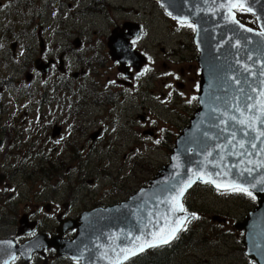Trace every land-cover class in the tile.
<instances>
[{
  "label": "water",
  "instance_id": "obj_1",
  "mask_svg": "<svg viewBox=\"0 0 264 264\" xmlns=\"http://www.w3.org/2000/svg\"><path fill=\"white\" fill-rule=\"evenodd\" d=\"M159 1L175 19L194 25L193 43L199 52L197 108L176 137L168 164L128 199L85 211L78 223L66 221L58 227V236L46 239L37 233L19 245L13 238L0 239V264H9L17 254L23 258L18 264H29L33 252L48 247L80 264H120L150 248L147 241L161 245L153 233L168 236L170 242L172 229H181L192 218L186 211L172 212L170 197L188 181L192 183L184 195L193 185L210 180L214 188L242 185L256 196L257 206L235 226L243 230L249 260L264 264V184L257 183L264 179V0ZM237 7L256 17L257 29L236 18ZM137 34L128 33L119 49L117 38H122L112 32L111 58L121 64L128 59L120 52L133 54L128 39ZM128 57L136 71L145 62L138 53L134 61ZM178 217L186 219L177 225ZM35 223L23 214L16 234L31 233ZM73 228L74 237L63 239V232Z\"/></svg>",
  "mask_w": 264,
  "mask_h": 264
},
{
  "label": "flooded vegetation",
  "instance_id": "obj_2",
  "mask_svg": "<svg viewBox=\"0 0 264 264\" xmlns=\"http://www.w3.org/2000/svg\"><path fill=\"white\" fill-rule=\"evenodd\" d=\"M109 1L113 2L114 0H58V3H56V5H58V9L54 11V13L58 14L57 18L56 15H54V19H52V15H50V11H52V5H54V0L48 1V3H52V5L48 7V9H50V11H48V15H50V19H52V21H48V17H46V21H48L50 29H52L55 34L58 35V33H60V39H58L59 42L62 41V35L64 36V39H66V37L76 34L75 37H73L71 40L66 39V41H62L61 44L58 43L60 51H58V48L55 46L56 53H54V47L50 48L49 44L44 41L42 37H40V35H42L44 31V27H46V21L42 19V13H44V9H42V7H40V9H42V13H40V21L44 23V27H40V23H38V27L42 29V33H40V31H38V27H36V29H34V31H36V34H31L34 26L32 21H34V14L36 13V7H38V1L34 3V7H32V13H30V11H28L30 5L29 1L21 0L20 3L17 4V6L19 5L17 10V24L15 17L14 23H12L11 30L8 31V34L5 38L3 36V31H0V165L2 166L0 168V209H4V211H6V205H10V211H12L13 209L14 213H16V209H19L18 201H20V199L24 201V199H26L27 197L30 204H27L25 202V211L28 210V205H34L35 209H29L31 211L28 210L25 214L28 220L36 221V227H38V229L45 219L46 221H48L50 218H52L55 221H52L50 225H56V223L61 224L64 221L65 217H68V219L77 218L78 213H80V207H78L77 211H74V209H72V212L70 214H66L67 211H70V209L66 207L65 211L64 209L60 211L57 206L62 207V203H58V205L55 204L56 187H58V185H54V177H56V171H58L59 169L60 173H58V177L62 175V169H64V167H67V163H65V160H68V162L72 163V165H74V163H76V161L78 160L80 161V163L84 164H86V162H91V158L89 157L91 154L88 155V157H86V154L94 152L98 153L100 149L97 150L96 145H100V143H102L104 147L110 145L111 150L108 151L111 157L110 161H116L115 158L116 153H118V149H114L115 143L112 146L114 137H112L111 133L114 129L112 127L111 120L108 119L109 116L112 117V115H110L109 113L113 109L114 111H118V109L115 108L119 103L124 105V103L127 101V98L132 99V97L136 96V99H138V95L140 94L144 95V97L148 99V97H150V95L156 91V87H159V84L156 83V81L160 79V73L158 70L159 67L158 69L154 67V65H156V63L158 62L154 55H150L152 46L150 50L146 52H143V49L141 50L140 47H138V44L142 43L141 40L144 39L143 31L146 28L144 27V29H142L141 21L138 22L140 26L138 23L135 25V18L134 22L132 23V27L134 28L129 30L127 24L130 23V20L126 19L122 20L121 22H115L112 21V19H114L112 17V19H108V21H110V24H108V31H104L105 36H100L102 35V33H99V35L92 37V35L95 34L92 33L91 36L89 35V38H84V36L87 35L85 32L88 29L86 24L88 19L92 18V16L96 14H99L98 11H102V13H106V15H111V13H108V11H106V8H110L111 10L115 8L114 13H118V10L120 9H122L120 10L122 12L126 11V8L122 5L130 4L128 3V1H124V3H122V0H118V2L120 1V3L122 4L118 2L116 3V1H114L110 7ZM0 7H2V4L0 5ZM162 11H164V9H162ZM36 17H38V15H36ZM164 17L166 19L170 17L174 25L178 23V26L182 24V26H189L192 29L191 24L184 22L180 23L168 14L166 15L165 11ZM103 18V21H106V17ZM36 21H38V19H36ZM108 21H106V23H108ZM14 25H16L15 29ZM102 26H104V23H102ZM46 29H48V27H46ZM14 31H24V39H22V45H20V53H18V56L16 52V41H18V39H14ZM134 31L139 32L137 36L132 37L130 40L128 39V41H130V48L132 50L140 52L145 58L144 64L138 71L134 69L131 61L129 60V57L126 56L127 54H124L122 51L120 52L122 53V59H128L123 60V62L120 60L122 64L118 60H113L109 54L108 47V40L112 35V32H115L116 35L122 38V40L117 38L119 44L121 43L119 46H121L124 38L128 36L127 34L133 33ZM18 35H20V33H18ZM9 38H12V41L10 42L12 44L10 45L9 43L11 51L13 53L11 56H8V53H10V51L6 49V47H8L6 39ZM34 41H36L37 45H34ZM190 41H192L193 43L192 38ZM12 45H15L14 48H12ZM178 45L179 44H176V46H173L171 50L169 49V51H171L172 53H170V55L167 54V57H170V59H172V63L180 65V59H182V57H180L179 52L180 49H186V45L181 42L180 49H178ZM191 45L192 44L189 43L188 47L191 49V52L194 51L193 54L194 56H196V50H192ZM144 49H146V47H144ZM89 50L90 54H88ZM26 51L30 52V56L27 57V61H25V58L22 57V55ZM48 51H52V53L54 54L48 53ZM70 54H74V60L67 57ZM36 59H38L40 63H36ZM106 61L109 63H106ZM185 61L186 63L190 64L192 63V61H194V59H192V55H190L184 57V63ZM168 62L170 63V61ZM110 63H112L114 67L109 71L108 69H106L107 75L105 77L104 75H100L102 73L100 71V67L105 68V65H110ZM38 65H40L41 68H39ZM112 65H110V67H112ZM18 67H22V69H19ZM154 69H156V71H154ZM10 70L14 71V73L7 74L10 73ZM102 71H104V69H102ZM106 71H104V73H106ZM148 71H150V74L147 73ZM169 71L170 75L168 74L164 77L166 79L165 83H168L166 93L162 91L158 94H165V98L163 99H168L169 95L170 99L174 103V107L172 108L175 112L172 113V117L174 118L169 119V122H167L168 128L161 127L147 131V135L151 136L148 138L154 139L158 137V135H160V142L158 143V146H160L161 144L162 147H167V150L170 149V147L168 148V139H174V134H172L173 130L170 129V127H175L174 123H176V121H174V119H176V117H179V110L184 107L187 108V103H184V107H181L180 101H182V99H180V94H183V92L186 91V88H188V85H186V75L189 73H187V71H184L183 69H180L181 77H179L177 74H174L172 70ZM16 73L18 74L16 75ZM22 73L24 75H22L21 78L20 75ZM182 73H186V75ZM196 74H199L198 67H196ZM174 75H176V77H174ZM50 77H52V81H50ZM98 77H100V79H104V83H101V81H96ZM47 79L48 81H46ZM23 81H26V83L30 81L32 85H30V83H28L27 85H23ZM36 81H39L41 85L44 84V81H46V83H50V87H52L51 90L54 91V93L48 92L50 93V95H52L50 97L48 93L44 92V95H48V97H50L49 99L48 97H46L48 101L44 99V95H42L40 89H37L35 87ZM72 82H75V84L77 83V85H72ZM98 83H100L103 88L100 89ZM154 83H156V85H154ZM174 83L177 87L181 88V90L176 89L174 87ZM152 85H154V87H152ZM148 86L150 87L151 91L152 89H154L152 93L148 91L150 95H148V93H144V91L148 89ZM192 89L194 90V95H192ZM36 91H40V93H36ZM32 93H34V95H32ZM5 95L6 99H4ZM40 95H42V97H40ZM190 95H192V102L194 101V103H196V87L194 86V83H192V87L188 95L189 100ZM10 97L12 99V105H14L12 109L7 108ZM26 97H32V103H28V108H22L20 107V103L23 104L24 101H22V99L25 100ZM34 97H36L37 99H41L42 103H44V101H46V103H50L52 101L50 105H46V103H44V105H46V107L44 108V113L42 112V107L44 106L42 105V103H40L41 106H38L40 108L37 109V112H33V114L36 113L38 115L36 123H38L39 119V125L34 123L31 118H24V116L28 114L26 113V111L32 110L31 105H34V103H36V99H34ZM136 99H134L136 105L131 103V108L126 109V117H129L130 119H126V117H124L126 121H131V123H128V129H130V131L133 130L132 132H136V129H133L132 127L136 119L141 122V125H145L146 121H148V117H146V115H150V111L154 113V110H157V108L160 109L161 107L160 104H158L157 108H151L149 106L148 109L144 111V105H140V103L145 104L146 99H144V101H142V97H140L138 101H136ZM16 103H18V107H16ZM194 103L192 107L188 108V113H186V115H188V119L191 114L190 111H194ZM128 105H130V103H128ZM102 106L105 107L104 110L106 111V117L108 120L106 122L103 120L98 123V119H100V117H98V119L95 118L98 125H94V130L91 131L90 128L92 127V123H90V121H92V117H90V115L88 114L94 113L93 110L100 111V107ZM141 109L142 111H144L143 117L142 111H140ZM46 113L48 117H44ZM120 113H122V109H120ZM139 113H141V115H138ZM96 115H98V113H96ZM136 115H138V117H136ZM133 116L134 119H132ZM140 117H142V119ZM187 118L185 121H183L184 123L188 121ZM160 119H162L161 113ZM166 119L168 120V117H166ZM179 121L177 127L179 126ZM114 125H116V123H114ZM36 126H38L39 132H42V134H40L37 131L38 133L36 134V137H34V134L32 135V137H34V145H36V141H38V135H40V143L36 145L38 149L34 147V145L32 144V137L28 135V133H30L29 130L31 127H34L32 131H36ZM122 127H126V123H122ZM164 127H166V123ZM117 128L118 127L116 126V129ZM21 129H24V131H28V133H24V131L20 133ZM140 130L141 129H138V131ZM122 131H124V129H122ZM126 132H128V130H126ZM114 133H116V131H114ZM142 133H144V130L142 131ZM148 133H150V135ZM140 135L142 134L140 133ZM131 136L134 135L130 133L129 137ZM134 137L138 139V135H135ZM81 139L82 141H88V143H84V145H88L89 148L86 147V149H83L84 145L80 146V143H82V141H80ZM118 139L120 138L118 137ZM57 141H59V143H57ZM79 141L80 143H78ZM116 147H118V143H116ZM91 148H94V150L92 151ZM82 151L86 152L82 153ZM102 153H104V151H102ZM130 153L132 152L130 151ZM130 153L126 155L125 152L124 155H126V157L130 159ZM120 156L121 153L120 155H118V157ZM122 158V161L118 159L116 163H124V157ZM94 159H96V155H94ZM128 159H126V163H128ZM102 161L106 163V161H108V157H104ZM70 163H68V169L71 168ZM80 163H76V165H74V168L76 169V167H78V169H80ZM111 164L114 165V163H110V165ZM8 167L10 168L9 170ZM24 167H26V170L24 169ZM53 169L54 175H52ZM78 169H76L75 173H80V177H84V175H82L84 167H82V171H78ZM104 173H106V171H104ZM110 173H112V169ZM110 173H108V179H110ZM66 175H64V177H66ZM58 177H56V183L60 181ZM64 177H62V179H64ZM68 177H70V175H68ZM80 177H78V179H76V177H70V179H76V183H78V181H80ZM14 179H17L18 185H20V191H18V185H16V191L18 192L14 191ZM112 179L113 185L110 186V189H112L113 191V189H116L115 184L118 179H114L113 177ZM64 181L68 183V181L70 180L64 179ZM64 181H62V183H64ZM80 183H82V181H80ZM35 185H37V187ZM68 185L72 187L74 183L70 181ZM68 185H64V189H66L68 193H70V191H72L74 187H78V185H74V187L70 189ZM60 189H62V187H60ZM64 189H62V195L66 193ZM78 189H80V187H78ZM78 189H76V191H78ZM102 189H104V187ZM110 189H108V194L112 192L110 191ZM193 190L194 189H192V191ZM10 191H14V194H11ZM44 191H46V193H44ZM48 191L52 193V199L48 197V195H50ZM76 191H72V193H76ZM213 192L214 195L221 194L220 197H222V193H219L218 191ZM22 193H24V195H22ZM104 193H106V191H102V195H104ZM58 195H60V191H58ZM10 197H12V201L6 203V201H8ZM16 197H18V199H16ZM42 197H48V199H50V203H48V199L44 200V202L49 205L48 212H46V210L44 209V203H42L41 200ZM64 197H66V195H64ZM68 197H70V195H68ZM68 197H66V199H68ZM74 197H76V195H72L70 199H74ZM14 199L16 200L14 201ZM56 201H58V199H56ZM14 203H16V205H14ZM66 203H68V201H66ZM66 203H64V205H66ZM253 203L255 202L253 201ZM104 204V206H107L114 203L105 202ZM40 205L42 209H44L45 213H48L46 216H44L42 210L40 209ZM68 205H72V203H68ZM52 206L56 207V211H54V216L51 215L49 217L50 207ZM250 206H252V201L250 203ZM74 207H76V205H74ZM86 207H88V205H86ZM92 207H94V205H92ZM20 210L21 209H19L18 212ZM4 211H0V225H2V215H4ZM10 211H8V219H10ZM14 213H12V219H14ZM19 218L16 215V219H14V221L10 219V225H8V219H6V225H8V227H12V223H14V225L16 224L17 227L19 224ZM46 221H44V225H46ZM6 225H4V227H6ZM50 225L48 226L50 227ZM56 227H58V225H56ZM56 227H50L48 233H50V231H54ZM54 233H50V235L48 236L50 237L54 235ZM228 237H231V235H228ZM180 239L181 238L179 237L176 240V243L168 245L162 249H159L157 247L152 248L149 252H147V254L152 257V255L160 254L163 249H165V251H170L172 249H175L177 245L179 248L180 245L178 241ZM240 247L243 251V247L240 244V246L237 248L238 252L240 251ZM233 248L234 246L231 247V251H233ZM48 251L51 252L52 249H48ZM48 251H45L44 255H46ZM46 257L42 258L46 259ZM158 257L162 258L163 256L158 255ZM242 258L244 263L245 259L243 255ZM32 261H36V259H32ZM158 261L160 260L151 259L147 261L146 264H159ZM160 264H163V262L160 261Z\"/></svg>",
  "mask_w": 264,
  "mask_h": 264
},
{
  "label": "rangeland",
  "instance_id": "obj_3",
  "mask_svg": "<svg viewBox=\"0 0 264 264\" xmlns=\"http://www.w3.org/2000/svg\"><path fill=\"white\" fill-rule=\"evenodd\" d=\"M0 1L3 7V8L0 7V31H3L4 33L3 35L6 37V35L8 34V31L11 30L12 23H14L15 17H16V24H17V10L19 7V5L17 6V4L20 3L21 0H0ZM28 1L30 3L29 10H28L30 11V13H32V7H34V3L38 1V7H36V13L34 14V21H32L34 24L33 31H31V34L34 33L35 35L36 31H34V29L38 27V23H40V27H44V23L40 21V13H42V9H44V13H42V19H44V21H46V17H48V21H52V19H54V15H56V18H57L58 13H54V11L58 9V5H56V3H58V0H54V5H52V3H48V1L50 0L48 1L28 0ZM114 1H116V3L118 2V0H114ZM124 1H128V3H130L128 5H122L123 7L126 8V11L124 12L120 11L122 10L120 9L118 10V13H114L115 8L112 10L110 8L109 9L106 8V11H108V13H111V15H106V13H102V11H98L99 14H96L92 16V18H89L86 23L88 29L86 30L85 33L87 35H85L84 38H89L92 35V33H95L94 35H92V37L99 35V33H102V35L100 36H105L104 31H108V24H110V21H108V19H112V17L114 18L112 19V21H115V22L116 21L121 22L122 20H126V19L130 20V23L127 24L128 27L130 28V29L128 28L129 30L134 28L132 27V23L134 22L135 18H136V23H134L135 25L139 21H141L142 29H144V27L146 28L143 31L144 39L141 40L142 43H139L138 47H140L141 50L143 49V52H146L150 50L152 46L150 55L151 56L154 55V57L157 59V62H158L156 63L157 66L154 65V67H156V69H158L159 67L158 70L160 73L161 80L158 79V81H156V83L159 84V87H156V91L153 92V94L150 95V93H152L154 89H152L151 91L149 86H148V89L144 91V93H148V91H150V93H148V95H150L148 99L150 100L146 99L144 95H140V94L138 95V99H140V97H142V101L146 99L145 104L140 103V105H144V111H146V109H148L149 106L151 108H157L158 104H160L161 107L160 109L157 108V110H154V113L150 111V115H146V117H148V121H146L145 125L144 124L141 125V122L138 119H136L132 126L133 129H136V132H132L133 130L130 131V129H128V123H131V121H126V119H130L129 117H126L127 115L126 109L131 108V103L136 105L135 100H134L136 99V96L132 97V99L127 98V101L124 103V105L119 103L118 106L115 108V109H118V111H114L113 109L109 113L110 115H112V117L109 116L108 119L111 120L112 127L114 129L113 132L111 133L112 137H114V142H112V146L115 143L114 149L115 150L118 149V153H116L115 159L116 161H118V159L122 161L123 159L122 157H124V163L118 164L116 163V161H110L111 157H110V153H108V151L111 150L110 145L104 147L103 144L100 143V145L98 144L96 145V149L97 150L100 149L98 153L94 152V153L86 154V157H88V155L91 154L89 156L91 158V162H86V164H84V163H80L79 160L76 161V163H80V169L76 167L78 171H82V167H84V171H82V175H84V177H80V173H75L76 169L74 168V165H76V163L72 165V163L68 162V160H65V163H67L66 164L67 167H64V169H62V175H60V177H58V173H60V169L56 171V177H58L60 181L56 183V177H54V185H58V187H56L55 204L58 205V203H62V207L57 206L58 209H60V211L62 209H64L65 211L66 207L70 209V211H67L66 214H70L72 212V209H74V211H77L78 207H80V213H78V216H77L78 218L83 212L88 211V209L91 210L92 205H94V208H96L98 207V203L101 202L102 205L100 204V207H103L105 202H111V203H114L115 205V204H118L120 200L128 199L130 195L134 193L137 189H139L141 186H146V184L148 183V180L155 176V174L162 167V165L168 164L169 154L172 152V147L174 146V139L172 138H170V140L168 139V148L170 147V150H167V147H162L161 144L160 146H158V143H156L157 140L160 142V135H158V137L154 139L148 138L151 136L147 135V131L154 130L155 128H161V127L168 128L167 122H169V119L174 118L172 117V113H175L174 110L172 109L174 107L173 101L170 99L169 95H168V99H163L165 98V94L164 95L158 94L159 92H162V91L166 93V90L168 88V83H165L166 79L164 77L168 74L170 75L169 70H172L174 74H177L179 77H181L180 69H183L184 71H187V73L188 72L190 73V74L188 73L187 75L186 73H182L186 75V85H188V88H186V91L184 90L185 92H183V94L182 93L180 94V99H182V101H180V105L181 107H184V103H187V108L184 107L179 110L180 111L179 117H176V119H174V121H176V123H174L175 127H170V129L173 130L172 134H174V138L178 135L179 132L181 133L182 129L187 125V123L186 122L184 123L183 121H185L186 118L188 117V115H186V113H188V108L192 107L194 103V101L192 102V95H194L193 89H192V95H190V100L188 98L190 89L192 87V83H194V86L196 87V82H198V79H199V74L198 75L196 74V67H198L196 59H197L199 52L196 51L195 53L196 56H194L193 54L194 51L191 52V49L188 47L189 43L192 44V41L190 40L192 37L191 36L192 33L195 32V31H192L194 27L192 26V29H191L189 26H182V24L178 26V23L174 25L170 17H168V19L170 20L166 19L164 17L165 10L162 11L163 8H162V5H160L161 2L158 3L159 0H154V1L152 0H148V1L146 0H138V1L122 0V3H124ZM113 2L109 1L110 7H111V4H113ZM118 3H120V1ZM50 5H52V11L48 9ZM40 7H42V9H40ZM238 10L239 9H236L235 12ZM48 11H50V15H52V19H50V15H48ZM30 13H27V14H30ZM36 15H38V17H36ZM236 15H237L236 17H238V20L242 22L239 16L245 15V14H240L238 12L236 13ZM248 15L250 16V14ZM103 17H106V21H108V23H106V21H103L104 19ZM36 19H38V21H36ZM48 21H46V27L50 29V25H48ZM102 23H104V26H102ZM15 27L16 25H14V29ZM40 27H38V31L42 33V29H40ZM46 27H44V31L42 35H40V37H42V39H44V41H46L49 44L50 48L54 47V53H56V47L58 48V51H60V47H58V43L61 44L62 41H66V39L71 40L76 35V34L71 35L69 37H66V39H64V36L62 35V41L59 42L58 39H60V33L56 32L58 33L57 35L52 29L48 30L46 29ZM174 27L179 30H176ZM252 27H254V25H252ZM136 32H139V31H136ZM18 33H20V35H18ZM14 39H18V41H16L17 42L16 52L18 56V53H20V45H22V39H24V31H14ZM11 41H12V38L6 39V43L8 45L6 49L10 51V53H8V56H11L13 54L10 48V45L12 44L10 43ZM181 42H183L186 45V49H180ZM176 44H179L178 45V49H180L179 55L180 57H182V59H180V65H177L176 63H172V59H170V57H167V54L170 55V53H172L171 51H169V49L171 50L173 46L174 47L176 46ZM34 45H37L36 41H34ZM14 46L12 45V48H14ZM123 47L124 45L122 42V45L120 46L119 49H123ZM144 47H146V49H144ZM48 53H52V51H48ZM136 53H138L139 56H142V54L140 52H137L136 50L133 51V54H127V55L128 56L132 55L131 58L133 59V56ZM88 54H90V50L88 51ZM190 55H192V59H194V61H192V63L190 64L186 63V61L184 63V57L190 56ZM29 56H30L29 51H26L22 55V57L25 58V61H27V57ZM67 57L73 60L75 59L74 54H70ZM63 60H64V57H63ZM168 61H170V63ZM36 63H40V61L36 59ZM106 63H109V62L106 61ZM110 65H112V63H110ZM110 65H105V68L100 67V71L102 73L101 74L99 73V74L102 76L104 75L105 77L107 75L106 69H108L109 71L114 67L113 65L112 67H110ZM38 67L40 68V65H38ZM18 68L22 69V67H18ZM102 69H104L106 73H104ZM156 69H154V71H156ZM12 73H14V71L10 70V73H7V74H12ZM147 73L150 74V71H148ZM17 74L18 73H16V75ZM22 75L24 74L22 73L20 75L21 78H22ZM174 77H176V75H174ZM26 81H23L22 84L27 85L32 80H30L28 83H26ZM46 81H48V79ZM46 81H44V84L42 85L39 81H36L35 83V87L37 89H40V91L42 92V95H44V92L54 93V91L51 90L52 87H50V83H46ZM50 81H52V77H50ZM96 81H101V83H104V79H100V77H98ZM156 83H154V85H156ZM71 84L77 85V83L75 84V82H72ZM30 85H32V83H30ZM154 85H152V87H154ZM98 86L100 87V89L103 88L102 85H100V83H98ZM174 87L176 89L181 90V88L177 87L175 83H174ZM40 91H36V93H40ZM50 93H48V95H50ZM196 93H197V90H196ZM32 95H34V93H32ZM42 95H40V97H42ZM48 95H44V99H46ZM51 96L52 95H50V97ZM50 97H48V99ZM4 99H6V95ZM34 99H36V103H34V105H31L32 110L26 111V113L28 114L25 115L24 118L25 119L31 118V120H33L34 123H36V119L38 115L36 113L33 114V112L35 111L37 112V109L40 108L38 106L42 102H41V99H37L36 97H34ZM48 99H46V101H48ZM138 99H136V101H138ZM22 101L24 102L23 104L20 103V107L28 108V103H32V97H26L25 100L22 99ZM46 101H44V103H46ZM44 103H42V105H44ZM50 103H46V105L48 104L50 105ZM128 103H130V105H128ZM196 103H194V111L196 110ZM46 105L42 107L43 113H44V108L46 107ZM13 107L14 105H12V99L10 97V101H8L7 108L12 109ZM16 107H18V103H16ZM100 108H101L100 111L93 110L94 113L88 114L90 115V117H92V121H90V123H92V127L90 128L91 131L94 130V125L97 126L99 122L103 120L106 122L108 120L106 117V111L104 110L105 107L102 106ZM120 109H122V113H120ZM140 111H142V109ZM144 111H142V117L144 115L143 113ZM194 111L191 110L190 113H192L193 115ZM159 112L162 114V119H160ZM96 113H98V115H96ZM138 115H141V113H139ZM138 115H136V117H138ZM44 117H48L47 113L46 115H44ZM98 117H100V119H98ZM116 117H117V121H116ZM124 117H126V119H124ZM142 117L140 118L142 119ZM166 117H168V120L166 119ZM95 118L98 119V123H96ZM132 119H134V116L132 117ZM178 121H179V126L177 127ZM114 123H116V125H114ZM122 123H126V127H122ZM165 123H166V127H164ZM36 124L39 125V119H38V123ZM116 126L118 127L117 129H116ZM32 129H34V127L30 128L29 130L30 133H28V131H24V129H21L20 133L24 131V133H28L30 137H32L33 134H34V137H36V134L39 132L38 126H36V131H32ZM122 129H124V131H122ZM138 129H141V130L138 131ZM126 130H128V132H126ZM143 130H144V133H142ZM114 131H116V133H114ZM39 133L42 134V132H39ZM130 133H132V135L134 136L138 135L139 141L134 136L129 137ZM140 133L142 135H140ZM148 134L150 135V133ZM141 136H142V139H141ZM34 137H32L33 145H34ZM118 137L120 139H118ZM80 141H82V139ZM80 141L78 143H80ZM38 143H40V135H38V141H36V145H38ZM84 143H88V141L86 140L82 141V143H80V146L84 145ZM116 143H118V147H116ZM36 145H34V147H36ZM86 147H88V145H84L83 149H86ZM36 149H38V147H36ZM91 149L92 151L94 150V148H91ZM102 151H104V153H102ZM130 151L132 153H130ZM83 152H86V151H82V153ZM125 152H126V155L130 153V159H128V157L124 155ZM120 153H121V156L118 157ZM94 155H96V159H94ZM86 157H83V158H86ZM104 157H108V161H106V163L102 161ZM126 159H128L127 161L128 163H126ZM68 163H70V167H71L70 169H68ZM110 163H114V165L113 164L110 165ZM1 167L2 166L0 165V168ZM9 169L10 168L8 167V170ZM24 169L26 170V167H24ZM54 169H53L52 175H54ZM111 169H112V173H110ZM104 171H106V173H104ZM108 173H110L109 175L110 179H108ZM66 174L70 175L71 178L76 177V179H78V177H80V181H82V183H80V181L76 183V179H70V177H68V175ZM64 175H66V177H64ZM62 177H64V179H69L70 181H72V183H74V185H78L80 189H78V187H74V185H72V187H74V189H72V187L68 185L70 181L66 183V181H64ZM112 177L114 179L116 178L118 179V181H116V184H115L116 189H113V191L112 189H110V186L113 185ZM62 181H64V183H62ZM16 185H18V180L14 179V185H13L15 187L14 191H16ZM64 185H68V187H70L72 191H76V189H78V191H76V193H72V191L68 193V191L64 189ZM35 186L37 187V185ZM60 187H62V189L66 191V193H64L66 197H68V195H70V197H72V195H76V197H74V199H70V197L66 199V197L62 195V189H60ZM103 187L104 189H102ZM210 187H212L211 184H210ZM210 187L206 190L202 188L200 189L196 188L193 185L190 189L187 190L186 194L184 195V199L188 201L189 206L191 203V208L198 211L197 216L200 219H194V221H198V222L194 223V225L190 227V229H194L195 227L196 229L195 231L192 232L193 234L192 233L190 234V237L186 235V237H188L187 238L188 241L187 242L185 241L184 243H182V245H180L179 248L177 245L175 247V249L177 250L175 251L170 250L165 254L166 257H164V259L166 260L164 261V264H232V263L233 264H245V262L243 263V258H242V255H243L242 248L240 247L239 252L237 250V248L241 244V233L239 232L238 227L236 228L234 227L235 224L233 223V221L235 220L242 221L245 218L246 213L249 211V208H252V206H250V202L245 200L246 197L243 198L241 196H228L232 194H228V195L222 194V197H220L221 194L214 195L213 190L212 192H210ZM108 189L112 191L110 194H108ZM192 189L194 190L192 191ZM20 190H21L20 185H18V191ZM14 191H10V193L14 194ZM50 191H48V193H50ZM58 191H60V195L62 196L58 195ZM102 191H106V193L102 195ZM218 192L220 193L219 190ZM44 193H46V191H44ZM22 195H24V193H22ZM12 197H10V199H8L6 203L9 201H12ZM48 197L52 199L53 197L52 193H50ZM48 197H42L41 200H42V203H44L43 205H46L44 200L48 199ZM16 199H18V197H16ZM16 199H14V201ZM50 199H48V203H50ZM56 199H58V201H56ZM20 201H21V204H20ZM20 201H18V208L21 210L18 212L19 209H16L17 214L14 213L13 209L12 211H10V205H6V211H4V209H0V211H4V215H2V225H0V239L2 238L6 239V237L8 238L15 237L16 224L14 225V223H12V227H8V225H10V219H12V213H14V219H16V215L18 216V218L19 217L21 218V216L24 213H27L29 209H35L34 205L32 206L28 205L29 208L27 211H25V202L27 204H30L29 199H27V197L26 199H24V201H22V199H20ZM66 201H68V203H72V205H68ZM64 203H66V205H64ZM14 205H16V203H14ZM74 205H76V207H74ZM86 205H88V207H86ZM39 207L42 210L44 216H46L48 213H45L41 205ZM48 209L49 207L48 205H46V211H48ZM8 211H10V219H8ZM54 211H56V207L54 206L50 207L49 217L51 215L54 216ZM196 211H194L195 214H196ZM6 219H8V225H6ZM14 219H12V221H14ZM44 221H46V219ZM44 221L42 225H40L39 229L37 227L38 229L37 232L44 233L45 237L46 235H50V233H54V231H56V233H58L59 235L60 231L58 227H60V225L63 226L64 223H66V221H68V224H70L73 221H76V223L79 222V220L76 218L68 219V217H65L64 221L61 224L56 223V225H58V227H56V225H50L52 221H55L52 218L46 221V225H44ZM4 225H6V227H4ZM34 225H36V223ZM48 225H50V227H56V229L48 233V230L50 229ZM190 229H188V231H190ZM188 231H186V233H188ZM56 233H54V235H56ZM63 233H64V237H62L63 239H66V237H68V239H72L76 232L72 233V230H66ZM70 233H72V235H70ZM34 235H36V233H34ZM34 235H32V237ZM54 235H52V237H54ZM228 235L229 236L231 235L232 240H231V237H228ZM186 237H184V239H186ZM21 238L22 239L18 240V242H23L27 237L22 236ZM50 238L51 237H46V239H50ZM232 246H234L233 251H231ZM54 251H56L55 248L54 250L52 249V252L48 251V253L46 254L47 257L46 255H44V253L42 255H40L37 252H34L36 253V255L32 253L33 254L32 259H36V261H32L31 259L30 260L31 264H43V261H44V264H74V261L72 259L68 261L69 258L65 256L66 261H64L63 255L58 256L56 253H54ZM141 254L142 253H140V255ZM42 257H46V259H43ZM55 257H56V260H55ZM60 257H62V259H60ZM144 259L146 260V255L144 256ZM151 259L152 257H150V260ZM246 259H248L247 255H246ZM248 261H246V264H250L248 263ZM158 263L160 264V261H158Z\"/></svg>",
  "mask_w": 264,
  "mask_h": 264
},
{
  "label": "snow or ice",
  "instance_id": "obj_4",
  "mask_svg": "<svg viewBox=\"0 0 264 264\" xmlns=\"http://www.w3.org/2000/svg\"><path fill=\"white\" fill-rule=\"evenodd\" d=\"M250 31V30H249ZM261 35H264V32L260 33ZM241 124L244 123V121H240ZM261 135H264V132L261 133ZM57 143H59V141H57ZM156 143H159V141L157 140ZM241 147H243V145H241ZM251 170H249L250 172ZM209 183H215V181H208ZM192 183V181H188L184 187H180L177 189V191L170 197V202L172 204V207H171V211L172 212H183L185 211L184 209V206L182 203H180V200L181 198L184 196V191H185V188L190 186V184ZM257 183H260V184H264V179L258 181ZM256 185L253 184L252 187H255ZM233 189L235 192H238V193H242V194H245V195H248L250 197H252V192H250L248 190V188L242 186V185H232ZM261 190H264V189H261ZM254 198V197H253ZM193 218L195 219H199L198 216H196L195 213L191 214ZM184 219H186L185 217H178L176 219V223L177 225H179L181 223V221H183ZM180 229L179 228H173L171 233L169 235L172 236V238H176L175 237V233L178 232ZM153 239L156 240L158 239L160 244H168L169 243V238L168 236H163V235H160V234H156V233H153ZM4 243H7V242H4ZM148 244V247H155L156 244L153 242V241H147L146 242ZM143 250V246H141V251ZM127 258V257H126ZM13 259H15V257H13Z\"/></svg>",
  "mask_w": 264,
  "mask_h": 264
},
{
  "label": "trees",
  "instance_id": "obj_5",
  "mask_svg": "<svg viewBox=\"0 0 264 264\" xmlns=\"http://www.w3.org/2000/svg\"><path fill=\"white\" fill-rule=\"evenodd\" d=\"M240 14H245V15H240L239 16V18L242 20V22H245L246 24H250V26H252V25L256 26V20L254 19V17L249 16L247 13H244V12H241ZM191 48H192V50L193 49L195 50L193 44L191 45ZM196 187L207 190L210 186L207 185V184H199ZM210 189H212V188L210 187ZM184 206H185V208L189 209V207L191 206V203H190V206H189L188 201L187 200H184ZM194 223L195 222L193 220L192 221H189L187 223V225L183 228V230L178 233V235H177L178 237L183 236V238L178 242L179 245H182V243H184L185 241L187 242L188 241L187 238L190 237V234L193 231H195L196 227L194 229H190V227H192V225H194ZM188 229H190V231H188ZM186 231H188V233H186ZM186 235H188V237H186ZM184 237H186V239H184ZM158 248H160V247H158ZM162 248H164V247L161 246L160 249H162ZM172 250H175V249H172ZM167 252H168V250L165 251V249H163L162 252H160V255H162L163 258H164V257H166L165 254ZM172 252H174V251H172ZM242 253H243V251H242ZM148 259H150V258H148ZM155 259H159L161 262H163V264H164V261L166 260V259H162L160 257H157V255H152V260H155ZM146 261H149V260H145L144 259V254H141V255H138V256L132 258L128 264H144ZM245 261H246V259H245Z\"/></svg>",
  "mask_w": 264,
  "mask_h": 264
},
{
  "label": "bare ground",
  "instance_id": "obj_6",
  "mask_svg": "<svg viewBox=\"0 0 264 264\" xmlns=\"http://www.w3.org/2000/svg\"><path fill=\"white\" fill-rule=\"evenodd\" d=\"M191 209H192V208H191V206H190V208L188 209V211L191 212V213H194V211H196L195 209H192V210H191ZM197 213H198V211H196V216H197ZM200 213H202V212H200ZM162 259H164V258L162 257Z\"/></svg>",
  "mask_w": 264,
  "mask_h": 264
}]
</instances>
